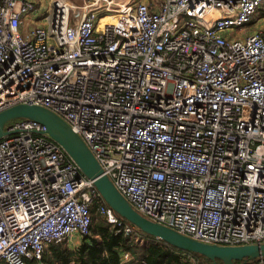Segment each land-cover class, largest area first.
Here are the masks:
<instances>
[{
  "label": "built area",
  "instance_id": "built-area-1",
  "mask_svg": "<svg viewBox=\"0 0 264 264\" xmlns=\"http://www.w3.org/2000/svg\"><path fill=\"white\" fill-rule=\"evenodd\" d=\"M262 2L50 0L37 24L40 0H0V111L56 112L152 221L207 243L263 242L264 28L248 27ZM5 130L0 264H40L48 245L87 236L92 207L135 234L44 125Z\"/></svg>",
  "mask_w": 264,
  "mask_h": 264
},
{
  "label": "water",
  "instance_id": "water-1",
  "mask_svg": "<svg viewBox=\"0 0 264 264\" xmlns=\"http://www.w3.org/2000/svg\"><path fill=\"white\" fill-rule=\"evenodd\" d=\"M18 118L31 119L44 125L49 137L66 151L77 164L80 172L93 181L104 202L133 227L178 249L203 256L214 264L217 260L222 261V264H235V261L245 258H264V241L237 245L207 243L152 221L138 212L103 172L83 139L60 115L45 106L16 103L0 111V138L7 134L6 124Z\"/></svg>",
  "mask_w": 264,
  "mask_h": 264
},
{
  "label": "trees",
  "instance_id": "trees-1",
  "mask_svg": "<svg viewBox=\"0 0 264 264\" xmlns=\"http://www.w3.org/2000/svg\"><path fill=\"white\" fill-rule=\"evenodd\" d=\"M263 4L264 0L261 6ZM90 215V232L76 248H66L65 241L52 243L48 252L43 253L40 264H214L203 256L154 238L137 227H134V235L127 236L108 223L96 207L90 209ZM124 253H128L129 258L124 259ZM257 261L258 258H245L235 261V264H255ZM27 264H34V261ZM215 264H222V261L217 260Z\"/></svg>",
  "mask_w": 264,
  "mask_h": 264
},
{
  "label": "rangeland",
  "instance_id": "rangeland-1",
  "mask_svg": "<svg viewBox=\"0 0 264 264\" xmlns=\"http://www.w3.org/2000/svg\"><path fill=\"white\" fill-rule=\"evenodd\" d=\"M40 1L41 2H46V0H40ZM46 10H48V7L44 10V13H45L44 15H46V13H47ZM44 15H41L40 17L36 18V21H39V23H43L42 22V18H43ZM24 22H26V23L24 24ZM36 23L39 24L38 22H36ZM23 24H22V28L25 29L24 33H26V29L29 27L30 23L28 21H23ZM248 27H249V29H252V30L264 28V4L257 11L256 15L254 16L252 22L248 25ZM241 33H243V30L242 31H238L237 30V34H241ZM98 213L103 215V216H105L104 214L100 213L99 211H98ZM105 218H106V216H105ZM74 235H76V234H72L71 237L74 236ZM80 242H79V244H80ZM35 263L38 264L37 262H35Z\"/></svg>",
  "mask_w": 264,
  "mask_h": 264
},
{
  "label": "crops",
  "instance_id": "crops-1",
  "mask_svg": "<svg viewBox=\"0 0 264 264\" xmlns=\"http://www.w3.org/2000/svg\"><path fill=\"white\" fill-rule=\"evenodd\" d=\"M49 2H50V0H46V2H41V4L40 5H38V7H37V9L33 12V14L31 15V17L33 18V17H39V16H41L43 13H44V10L49 6ZM47 11V10H46ZM36 22H38L39 23V21H35V23ZM26 22H24V24H25ZM23 24V25H24ZM22 31L24 32L25 31V29L24 28H22ZM85 237L83 236H79L78 234H76V235H74V236H70L69 237V239L67 240V241H65V246H66V248H68V249H74V248H76L78 245H79V242L81 241V240H83ZM81 243V242H80ZM50 245H48L46 248H45V250H44V252H48V247H49ZM47 250V251H46ZM34 264H36L35 263V261H34Z\"/></svg>",
  "mask_w": 264,
  "mask_h": 264
}]
</instances>
